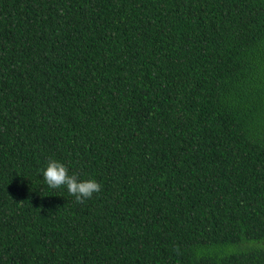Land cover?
Returning <instances> with one entry per match:
<instances>
[{
	"label": "trees",
	"instance_id": "1",
	"mask_svg": "<svg viewBox=\"0 0 264 264\" xmlns=\"http://www.w3.org/2000/svg\"><path fill=\"white\" fill-rule=\"evenodd\" d=\"M0 264H264V0H0Z\"/></svg>",
	"mask_w": 264,
	"mask_h": 264
},
{
	"label": "clouds",
	"instance_id": "2",
	"mask_svg": "<svg viewBox=\"0 0 264 264\" xmlns=\"http://www.w3.org/2000/svg\"><path fill=\"white\" fill-rule=\"evenodd\" d=\"M40 171L44 183L49 188L56 189L63 186L76 201L91 198L93 193L100 190V184L95 179H81L76 174H68L66 166L54 158L48 160Z\"/></svg>",
	"mask_w": 264,
	"mask_h": 264
}]
</instances>
